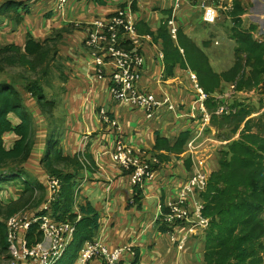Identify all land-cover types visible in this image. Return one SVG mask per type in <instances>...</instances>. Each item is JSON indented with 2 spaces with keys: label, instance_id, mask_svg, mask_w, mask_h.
Segmentation results:
<instances>
[{
  "label": "trees",
  "instance_id": "obj_1",
  "mask_svg": "<svg viewBox=\"0 0 264 264\" xmlns=\"http://www.w3.org/2000/svg\"><path fill=\"white\" fill-rule=\"evenodd\" d=\"M21 2L11 1L7 6H13L18 10L23 4ZM3 10H0V14L6 13L5 9ZM245 10L242 1L235 0L233 9L226 12L225 18H230L233 26L241 25ZM143 26L145 25L137 23V30L142 32ZM70 28L69 25L64 26L61 28V33L44 40H37L33 34L28 33L23 45L15 43L16 45L1 48L0 71L20 62V59L22 61L23 58L31 60L47 57V52L51 50L48 49L49 46L55 49L52 53L53 57L44 66L50 73V61L52 59V63L55 61L60 50V39L63 40L64 35L71 30ZM235 29L239 33L241 28L238 26ZM146 31L151 33L156 41L163 42V60L165 73H167L165 76L174 75L178 65L186 69L191 68L198 73L201 86L210 93L215 92V87H219L222 80L213 70L207 55L197 46L192 37L185 33L183 27L180 26L178 31L179 45L173 41L167 22L162 23L157 32L150 28ZM240 32L244 34L245 39L237 37L236 41L239 43L240 50L246 52V56L243 61L239 59L234 63L232 77L236 78L238 75L239 81L238 86L235 87L236 90L246 87L258 88L264 82V41L256 38L252 31ZM169 42L173 43L178 55L174 60L166 54ZM120 47L125 50L134 49V45L129 41H123ZM180 48L184 49V54ZM245 63L252 66L248 74L245 73V67L242 65ZM227 73L228 71L222 74L225 82H228L229 78ZM204 77H207L210 82L206 83ZM27 87L43 110L50 112L54 108L55 101L47 98L45 88L39 81H31ZM219 104L220 101L211 97L207 101V108L210 112H215ZM231 106L236 109L235 112L223 115L212 113V125L219 131V136L226 137L229 142L219 150L217 168L211 174L206 189L201 192L204 202L202 214L209 219L208 226L203 231L204 253L201 264H264V113L259 118L251 117L253 109L247 108L241 102H234ZM36 124L35 115L27 105L18 82L8 80L0 82V190L4 188V182L22 177L24 192L23 201L20 202V195L18 200L6 205L13 206L8 215L15 213L20 205L27 206L34 202L35 189L38 187L37 179L24 164L34 151ZM221 132L224 134L221 135ZM10 134L14 136V140L7 146L6 136ZM155 134L153 152L160 161H164L168 156L163 151L175 153L177 158L181 157L194 130L187 126L166 133L156 131ZM44 154L47 170L57 174L63 181L59 198L50 204L49 210L44 209L42 212L48 211L58 221L77 223L72 244H75L78 250L85 242L96 239L101 221L98 210L88 199L80 201L78 209H75V190L79 184V171L84 163L80 161L77 152L74 155L64 154L57 131L49 134ZM88 157L93 159L91 154H88ZM188 162L189 160H186V166L190 167L191 163ZM121 172L128 174V171L121 170ZM139 194L135 189L132 197L140 200L137 197ZM45 195L47 194H43L36 202L40 210L47 200ZM4 208L5 206L0 204V210ZM178 224L186 227L184 221ZM39 229V225H33L29 235L31 244L36 241L32 233ZM167 230V227H160L161 233ZM7 231V224L0 220V244L4 251L9 247ZM38 234L39 239L42 238V233ZM72 264H78L77 259Z\"/></svg>",
  "mask_w": 264,
  "mask_h": 264
},
{
  "label": "crops",
  "instance_id": "obj_2",
  "mask_svg": "<svg viewBox=\"0 0 264 264\" xmlns=\"http://www.w3.org/2000/svg\"><path fill=\"white\" fill-rule=\"evenodd\" d=\"M74 1L76 2L74 5H71L70 1L67 2L66 13L64 14L72 17V20L68 21L64 18L61 19V11L59 10L58 12L53 9V12H50V14L47 15L48 18H46V15H41L44 18H42L39 24H33V22H31V34H33L37 40H44L49 36H56L57 33H61V28L64 26L69 25L71 28L80 29V24H83V26L86 27V25L92 24L99 18H106L118 9L131 10L135 21L139 25H145L142 27V32L137 30L141 41L139 49L143 52V56L145 58L142 85L150 90V92L155 93L160 100L164 99L165 96H168L171 100V104L175 107L174 110H163V115L168 113V116H163L161 119L148 118L146 116V121V119L141 120L139 117L137 118V126L133 127V116L130 110L136 109L142 113H144V111L132 105H126L115 101L109 94L107 83L88 78L89 56L87 57L86 53L82 51L78 43L80 39L79 35L77 33L74 34L73 32H70L71 30L64 35L63 40L68 38V34L73 33L71 36L73 40L72 44L64 47L65 50H68L67 53L65 52L64 54L67 61L73 60L74 62V60L79 56L83 59L80 60V65L78 67L76 66V69L74 68L70 71L71 74L68 76L69 80L65 83L68 90L66 95H69L71 103H81V100H79V97H81L80 90L82 86L85 87V92L83 93L85 94L83 105H87L88 108L86 120H91L92 123H96L95 126H90V128L84 125L78 135L77 129L74 127V134L69 141L71 149L64 150L62 147L65 155H74L80 145H85V147L81 148L85 150L84 152H77L80 161L84 164L83 168L79 171L78 177H80V180L75 190V209H78L80 201L83 202L84 199L90 200L101 216L99 231L97 234L99 235L101 232V225L105 224V239L112 248L124 244H130L133 246V249L128 251L125 254V257H123L121 261L122 264H201L204 251L203 233L201 234L202 237L198 245H195L194 241H187L185 249L180 251L172 247V240L169 239V242L162 238L164 234H161L160 230L157 229L156 222L158 217L162 214V211H166V205L169 203L171 195L180 191V180L187 172L188 174L192 172V159L190 156L183 152L181 153V157L177 158V154L163 151L168 158L161 161L162 165L160 166V174L158 175L157 180L154 183L147 184L144 194H139L137 196L140 200H136L133 196L134 200L129 206V199L132 197L133 191H135L136 188L131 184L129 175L121 172L112 161L110 155L106 153L107 148L114 141V135L111 133V129L103 127L100 124V119L96 117V115L98 116V108L100 106L106 107L108 111L118 117L124 132L122 139L128 143H133L134 140H137V143L143 147L145 145L153 147L156 131H162L164 133L167 131H176L179 128H186L191 125L194 127L197 123L202 121L204 114L200 113V111H197L198 117L196 119L190 115L191 108L195 105L197 98V93L190 75L193 73L199 79L198 73L191 70V68L186 69L178 65L175 69V73H173L174 75L165 76L167 73H165V63L163 60V42L161 40L156 41L154 36L146 31L147 28H150V30L157 32L162 23H168V19L172 16L174 8H168L166 0H113L114 2H110L109 0ZM202 1L203 0H193L191 2L184 0L183 8L184 11H186V14L184 15V21L181 22V27L185 28V33L190 37L191 34L194 35L197 39L194 40L197 46L201 48L205 54H207L205 50L208 49L210 52L212 50V44L209 43V40H207V42H202L200 36H197L195 31L201 27L193 22V18H195V16L193 17L192 14L187 12L193 9L198 12L196 15L199 16L200 14L201 16L202 11L191 7L189 4L200 3ZM252 1L253 5L250 8V13L245 12L242 15V18L243 25L247 24V28L250 29L249 31H252L256 37V33L259 35H263L262 33H264V10L258 11L259 6L263 4L262 0ZM173 5H175V0L172 2V6ZM165 13L169 15L167 19L163 16ZM247 17L249 19L248 21H246ZM228 20L230 25H232L231 19H226L225 16H223L222 21L217 23L224 24L225 21ZM70 22H72V24ZM225 25L228 26L226 23ZM255 25L257 27H255ZM187 27H189V29H187ZM86 37L87 34H84L82 37V42L85 48L86 46L84 41ZM174 41L175 44H177L178 38L174 39ZM209 44H211V46L207 47ZM59 49V53L54 63L59 60L61 61V39L59 42ZM181 50L184 49L181 48ZM182 53L184 54V51ZM83 54H85V56ZM207 57L210 63V58L208 55ZM56 69L58 70V74L61 78V67H56ZM217 74L222 80L220 83L222 87L224 79L220 73L217 72ZM188 79L190 80V83H188ZM83 83H85V86ZM199 85L205 92L208 93L209 96L207 101L213 96L214 99L220 101L216 114H230L231 112L236 111V109L226 106L228 109L227 113L219 112L220 107L225 105V103H229L231 98L226 93H222L221 87H215V92L210 93L206 91L200 83ZM229 85L230 84H224L226 87H229ZM233 86L235 85L231 84L230 88H233ZM262 87L263 86L261 84L259 89ZM49 100L55 101V99ZM207 112L211 116L210 122L207 124L203 136L199 141L203 144L202 147L205 152L211 154L210 164L215 170L217 168L216 161L220 147L226 145L229 142V139L224 136H219V131L214 125H212V113L214 111L210 112L207 108ZM261 113L263 115L264 106L259 108L258 111H253L251 117L259 118L261 117ZM215 130L218 137L209 138L207 133H214ZM84 136H87V141H84ZM58 140L59 143H61L60 139ZM44 153L45 149L43 151V154ZM88 154H91L93 159H90ZM186 160H189L191 163L190 167L186 166ZM172 183L174 184L172 185ZM78 195H80V201H78ZM154 204H156L157 210L156 212L153 208L151 210L155 216L157 215L156 219L151 215V213L144 216L143 214ZM142 215L145 217L144 225L146 224V228L156 224L157 234L156 232L153 234L149 233L147 234L146 239L143 238L144 233L141 230L142 227L138 226V221L141 219ZM134 224L136 225V229L133 228ZM187 230L185 231L187 232ZM183 232L184 231L178 232V235ZM186 232L184 233L185 236ZM154 234H156L155 237ZM86 243L87 242H85V244ZM145 246L151 250L153 255L149 254L148 249L145 250ZM144 252L148 253L143 254Z\"/></svg>",
  "mask_w": 264,
  "mask_h": 264
},
{
  "label": "built area",
  "instance_id": "obj_3",
  "mask_svg": "<svg viewBox=\"0 0 264 264\" xmlns=\"http://www.w3.org/2000/svg\"><path fill=\"white\" fill-rule=\"evenodd\" d=\"M65 1L59 0L61 3ZM188 1L192 2L193 0ZM183 2L184 0H175L173 14L168 21L174 37L182 26V23L177 21V11L183 9ZM233 4L234 0H203L200 3L189 5L202 11V22L214 24L221 21L227 11L232 10ZM91 26L84 41L85 46L91 49L88 61V78L107 83L109 94L115 101L143 110L144 116L148 118H160L163 110H174L175 107L171 104L168 96L160 100L155 93L150 92L142 85L145 58L139 49L141 41L132 11L118 9L106 18L95 20ZM123 41L131 42L134 49H122L120 45ZM190 78L197 87L196 103L191 108L190 115L196 119L197 111H200L204 117L194 127L193 125L189 126L191 130H194V134L187 143L185 153L192 159L193 175L182 186L178 197H173L175 194L171 195L167 205L170 211L163 216V221L169 224L170 230L167 232V236L170 240H176L178 232L187 230V227H182L178 223L183 220L190 221L193 218L191 216H198L200 226L204 229L209 223V219L203 217L202 214L204 202L201 192L206 189L214 167L210 164L211 154L205 152L203 144L199 141L211 118L206 108L209 95L198 85L195 74L191 73ZM158 112L159 115L156 117ZM219 112L227 113L228 109L222 105ZM97 114L100 124L111 129V133L114 135V141L107 148L106 153L110 155L119 170L128 171L131 184L135 187L145 179L155 180L156 175L160 174L159 169L156 168L160 163L159 159L156 156L148 159L147 153L142 155L141 150L126 145L125 143L128 142L121 138L124 132L118 117L108 111L106 107L100 106ZM84 137V141H87V136ZM83 147L85 145H80L77 152H84L85 150L81 149ZM138 157L141 159V163H139ZM161 165L160 163L159 166ZM49 188V195L41 210L31 216L27 215L25 221L20 224H11L10 219L14 217L9 219V249L18 260H29L31 264H55L66 254L74 240L77 230L76 222L58 221L48 211L42 212L44 209L49 210L50 204L59 198L62 190L61 179L58 176L51 178ZM33 225L40 226L39 232L42 233L43 239L36 242L35 245H30L29 231ZM105 229V224H102L98 237L83 246L79 253L78 264H119L125 254L133 249L130 244L112 248L105 239ZM46 241H50L51 244L47 246ZM185 245L186 242L183 241L179 249L184 250Z\"/></svg>",
  "mask_w": 264,
  "mask_h": 264
},
{
  "label": "rangeland",
  "instance_id": "obj_4",
  "mask_svg": "<svg viewBox=\"0 0 264 264\" xmlns=\"http://www.w3.org/2000/svg\"><path fill=\"white\" fill-rule=\"evenodd\" d=\"M11 1H18V2L22 1L21 3L23 4L18 9L19 12L13 6H7L8 2H11ZM51 1L52 0H0V10L4 11L3 9H5L6 11V13L0 14V49L4 48L7 45H12L15 43L19 45H23V43L26 40V36L28 37V33H31L30 32V29H32L31 22H33V24H36V23L39 24L42 18H44L41 15L43 16L46 15V18H48L47 15L50 14V12H53V9L57 10L58 12L59 10L61 11V19L64 18V19H67L68 21L72 20V17H69L64 14L66 13L67 2L70 1V4L74 5L76 3L74 0H66L64 3L59 2V0H53L52 2ZM109 1L114 2L113 0H109ZM241 1L243 5L245 6V9H246L245 12L250 13V8L253 5V1L252 0H241ZM262 1H263V4L259 6L258 11L264 10L263 8L264 0ZM172 2L173 0H166V5L168 6V8H171V7L174 8L175 5L172 6ZM233 7H234V4H233ZM187 12H189V14L195 15V18H193V22L196 25H199L201 27L200 29H197L195 31L197 36L198 35L200 36V39L202 42H207V40H209V43L212 44V46L211 44L207 45V47L211 46L212 50L209 52V50L206 49L205 51L207 53L206 55H208L210 58V64L213 67V70L216 73L217 72L220 73L221 75L228 71L227 73L229 77L228 82L224 81V84L225 83L230 84V85L234 84L235 86L236 85L238 86V82H239L238 77H237L238 75L236 76V78H234L235 76L232 77V75L234 74V71H233L234 66H235L234 63L236 60L239 61V59L240 61H243V58L246 56V52L240 50V46H238L239 43L236 41V39L237 37H240L243 40L245 39L244 34L241 33L240 31H249L250 29L247 28V24H244L243 26H242L243 23L241 25H238L241 28L239 29L240 31L238 33L236 32V29H235L238 26L230 25L229 20L225 21V23L228 24V26H226L225 23L224 24L223 23H214V24L205 23V22H202L200 14L199 16L196 15L198 13L197 11L191 9ZM185 14H186V11H184V8L178 10L177 11V21L183 22ZM163 16L165 19H167L169 15L165 13ZM248 20L249 19L247 17L246 21ZM70 23L72 24V22ZM79 27L81 28L80 29L70 28L71 29L70 32H73L74 34L77 33L79 35L80 39L78 43L82 51H84L88 57L91 54V49L84 47L83 42H82V37L84 34H87L88 36L92 26L91 24H89V25H86V27H84L83 24H80ZM187 29H189V27H187ZM184 31H185V28H184ZM73 33L68 34V38H65L63 41H61V51H60L61 61L59 60L58 62H55V63L54 62L52 63L53 59L50 61V65H51L50 73L46 67L44 68V66L48 63V60L53 57L52 53L54 52L55 49L54 47H49V46H48V49L49 50L51 49V50L50 52L46 51L48 53L47 57L43 56L42 58H33L31 60H26L23 58L22 61L20 59V62L15 63L13 66H7L6 70L0 71V82L5 81V80H8L9 82H13V81L18 82L20 89L25 95L27 105L32 109L35 115V122L37 123L36 130H35L36 134L34 138V141H35L34 151L31 154L28 161L24 164L25 168L34 176L35 179H37L36 186L38 187L35 189L36 190L35 197L33 199L34 202L31 204L29 203L27 206L20 205L16 209L17 211L15 213H13L12 215L10 214L8 215V212L11 209H13V206L7 207L6 205L12 203L15 200H18L20 198V195H21L20 202L23 201L24 192H23V187H22V177L15 179V180H11L9 182H4L3 184L4 188L0 190V204L5 206L3 210H0V220L2 222L4 221L7 224V230H8L7 236L9 234L10 220H11V224L12 223L20 224L25 221V218L27 215L31 216V214L37 213V211L40 210V208L37 207L38 204H36V202L40 199V197L43 194H47L45 196L49 195L48 193L50 192L49 181L51 180V178H57V174H52L50 171L47 170L48 169L46 168L47 162L44 161L45 154H43V151L46 148L47 138L49 134L57 131V136L59 137L58 139H60V142H61L60 146L63 147L64 150H70L71 146L69 144V141H70V138H72L74 134L75 128L77 129V135H78L80 134L84 125L89 128L90 126L92 127L96 125L95 122L92 123L91 120L90 121L86 120V114L88 112V108H87V105H83V101L85 97V94L83 93L85 92V89H84L85 87L82 86L80 90L81 97H79V100H81V103H77V104L76 102L71 103L69 100V95L68 96L66 95L68 90L65 86V83H67L69 80L68 76L71 74L70 71L73 70L74 68L76 69V66L78 67L80 65L79 63L80 60H83L81 56H79L77 59L74 60V62L73 60L67 61V58H65L64 56L65 52L67 53L68 51V50H65L64 47L72 44L73 40L71 36L73 35ZM170 33H171V30H170ZM262 34L263 35H259L258 33H256L257 35L256 37H258V39L260 40L262 39L263 41L264 33ZM171 35L174 39H176L178 36V33L176 37H174L172 33ZM191 37L193 40L196 39L194 35L192 34H191ZM176 45H179V41L177 42ZM183 51L184 50H181V52ZM11 52H14V51H11ZM166 54L171 60H174L178 57L175 51V47L173 46L172 42H169V44H167ZM83 55L85 56V54ZM242 65L243 67H245V73L248 74L251 71L250 67L252 66L249 63H245ZM56 67H61V78L58 74V70L56 69ZM43 68H44V71L41 72ZM196 79L199 85V79L197 78V76H196ZM36 80L39 81L44 86L47 97L49 99H55L56 101L54 108H52L50 112L43 110L38 100L36 102V99H34L32 93L29 91L27 87L28 83H30L31 81H36ZM204 81L206 83L210 82V80L207 77H204ZM188 83H190L189 79H188ZM83 84L85 86V83ZM224 84L222 85V87H221V84L219 86L221 87L222 93H226L228 96L231 97L229 100L230 104L225 103V106L232 107L231 106L232 103L241 102L247 108L253 109V111H258L259 108L264 106V87L261 89H259V87L258 88L257 87H253V88L246 87L243 89L237 88L236 90L237 86L235 88H230V85L229 87H226L224 86ZM193 85L197 93L196 83L193 82ZM218 107L215 109V112H213L214 114H216V111H218ZM130 112L133 116V120H132L133 127L137 126V118L140 117L141 120L146 119V116H144V114L139 110L131 109ZM163 114L164 113L162 112L160 118H162L163 116L165 117L168 116V113L166 115H163ZM158 115H159V112L156 115V117ZM261 116H262V113H261ZM96 117L98 118L97 115ZM222 133L223 132H221V135L224 134ZM207 136L209 138L218 137L216 130L214 133H211V132L207 133ZM13 137L14 136L12 134L6 136L7 146L10 145L11 142H13L14 140ZM125 144L134 149L141 150L142 155H145L147 153L148 159H151L153 156H156L159 159V157L154 154L152 146L145 145L144 147H142L139 143H137V140H134L133 143H125ZM138 161L139 163H141V159L139 157H138ZM159 162L161 163L160 159H159ZM153 167H155V164H153ZM216 167H217V164H216ZM156 168L158 170L159 165ZM65 171L67 172V170ZM153 172L155 173V171ZM158 175L159 173L156 175L155 180L154 179L152 180L151 178L145 179L141 184L136 186V192H139L141 195H143L145 192V188L147 187V184L154 183L157 180ZM192 175H193L192 172H190V174H188L187 172L185 176L180 180V184H179L180 191H181L182 186L191 178ZM78 179L80 180V177H78ZM61 181L63 180L61 179ZM173 184L174 183H172V185ZM20 188L22 189L20 190ZM180 191H178L173 197L175 198L178 197ZM80 200H81L80 195H78V201ZM133 200L134 198L132 197L129 199V206L132 204ZM152 208L156 212L157 208H156V204H154L143 215L145 216L151 213V215L154 216L156 219L157 215L155 216L153 214L151 210ZM169 211L170 210L168 207L166 211H162V214L158 217L156 221L157 229L160 230V227L163 226V227H167L168 230L166 232H169L170 230L169 224L163 221V216L169 213ZM143 215L141 216V219L138 221V226L142 227L141 230L144 233L143 238L146 239L147 234L149 233L153 234L154 232H156L157 234V231H156V224H153L149 228H146V224L144 225L145 217ZM11 217H14V218H11ZM191 217L193 218H191L190 221L183 220L184 223L187 224L188 230L187 232L184 231L183 233H180L177 236L176 240L172 239L173 248L180 250L179 246L183 244V241L184 242L194 241L195 245L199 244L200 239L202 237L201 234L204 231V227L200 226V218L198 216L194 215ZM75 224L77 225V223ZM133 228L136 229L135 224L133 225ZM191 229H193V231H190ZM39 231L40 229L32 233V237L34 235L33 238L36 241H34L32 244L30 243V245H35V242L41 241L43 239V236L42 238L40 237L39 239L38 237ZM30 232L32 231L30 230L29 234ZM166 232L161 233V234H164L162 238L164 240L169 241V238ZM185 232H186V236L184 235ZM156 234H154V237L156 236ZM88 242H92V241H87V243ZM45 244L48 246L51 244V242L46 241ZM82 248L83 246H81L77 250L75 244H71L66 254L55 264H72L79 256V253ZM144 248L145 250L148 249L146 246ZM180 251H183V250H180ZM148 252L150 255H153L150 249H148ZM148 252H144L143 254H147ZM29 262L31 261L29 260L21 261V260L16 259L12 255L9 247L7 248V250L4 251L2 250V246L0 244V264H31Z\"/></svg>",
  "mask_w": 264,
  "mask_h": 264
}]
</instances>
